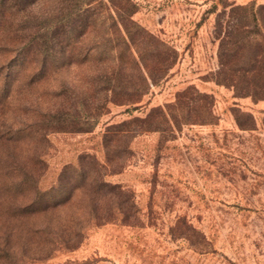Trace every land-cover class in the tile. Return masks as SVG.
<instances>
[{
	"label": "rangeland",
	"instance_id": "374dc122",
	"mask_svg": "<svg viewBox=\"0 0 264 264\" xmlns=\"http://www.w3.org/2000/svg\"><path fill=\"white\" fill-rule=\"evenodd\" d=\"M131 1L132 20L176 54L138 102L95 96L86 84L94 65L11 67L18 81L0 106V264H264V98L232 85L255 51L248 40L261 41L249 25L264 0ZM44 9L40 1L26 11ZM240 16L247 24L241 34L227 27ZM12 31L7 25L0 33V70L12 56ZM227 31L231 41L245 42L229 44L234 82L219 74ZM154 107L164 108L169 122H131L126 136L105 147L108 125L143 118ZM85 153L128 200L119 205L117 194L107 197V220L91 222L80 244L67 249L62 224L86 197L30 215L13 208L55 188L63 167ZM21 177L26 183L15 185Z\"/></svg>",
	"mask_w": 264,
	"mask_h": 264
},
{
	"label": "trees",
	"instance_id": "16d2710c",
	"mask_svg": "<svg viewBox=\"0 0 264 264\" xmlns=\"http://www.w3.org/2000/svg\"><path fill=\"white\" fill-rule=\"evenodd\" d=\"M40 1L45 5L40 15L26 11ZM136 9V4L131 0H0V33L7 25H11L15 36L7 47L12 56L8 65L0 70V76L5 68L7 70L0 86V106L10 98L12 82L18 81L17 78H10L11 67L35 63L38 64L35 71L41 72L46 71L50 65H94L86 84L94 91L95 96L102 93L108 95L106 102H118L119 98L127 104L138 102L151 85L158 83L166 75L174 64L176 54L132 20ZM237 9L245 11V7ZM250 15L249 26L261 41L256 38L248 40L249 48H256H253L255 51L241 69L243 83L238 79L234 82L233 73H227L234 71V53L229 44L245 43L244 37L231 41L229 30L219 43V74L222 78L227 76L234 82L232 85L243 86L246 94H250L249 89H253L264 98V5L252 9ZM243 16L228 24V29L239 34L245 32L247 24L242 19ZM185 93L183 91L178 96L182 97ZM201 96L209 101L211 99L206 94ZM106 102L98 103L96 107L103 110ZM210 113L208 110L207 114ZM134 121H138L141 126L152 121L157 124L163 121L167 123L169 119L164 108L154 107L143 118L108 125L103 135L105 147L119 137L126 136L127 133L122 131ZM19 131L20 129L12 131L14 135L11 137L18 135ZM103 169L104 165L95 156L81 154L76 165L63 167L55 188L36 193L27 204L14 207L13 212L22 216L61 210L80 201V196L86 197L85 203H82L84 198H81L79 212L75 217L64 222L61 228L64 232L61 239L64 248L74 249L83 238V230L91 222L100 225L107 220V197L117 194L119 205L128 200L122 195L125 191L120 185L104 179ZM24 183L26 180L21 177L16 180L15 185L21 186ZM85 215H88V219L83 221Z\"/></svg>",
	"mask_w": 264,
	"mask_h": 264
}]
</instances>
